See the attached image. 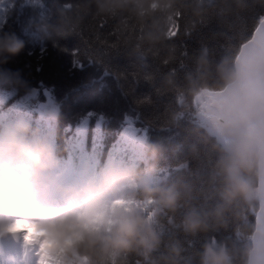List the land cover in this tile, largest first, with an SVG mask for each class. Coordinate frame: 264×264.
I'll use <instances>...</instances> for the list:
<instances>
[{
    "label": "trees",
    "instance_id": "obj_1",
    "mask_svg": "<svg viewBox=\"0 0 264 264\" xmlns=\"http://www.w3.org/2000/svg\"><path fill=\"white\" fill-rule=\"evenodd\" d=\"M263 16L264 0H133L104 11L95 0H0V34L23 41L18 54L0 57V128L27 125L52 145L54 168L70 165L84 187L115 170L129 174L127 189L143 177L176 196L170 206L138 198L158 241L147 255L134 247L105 264H202L206 244L246 263L257 159L244 174L246 194L222 199L227 153L194 98L226 84ZM190 216L199 229L185 230ZM54 244L45 241L41 261L64 264Z\"/></svg>",
    "mask_w": 264,
    "mask_h": 264
},
{
    "label": "clouds",
    "instance_id": "obj_2",
    "mask_svg": "<svg viewBox=\"0 0 264 264\" xmlns=\"http://www.w3.org/2000/svg\"><path fill=\"white\" fill-rule=\"evenodd\" d=\"M133 0H95L98 10L119 8ZM23 48V41L13 34H0V57L16 55ZM2 62V60H0ZM226 83H233L237 73L229 70L223 76ZM248 121L255 125L252 134L241 132L230 138L225 151L227 156L220 161L224 171V188L221 197L230 200L246 194L245 173L264 148V114L254 111ZM55 164V151L50 143L19 124L0 128V216L22 214L31 216L38 224L23 223L39 232L41 227L63 229L72 235L68 243L58 237L59 251L64 264H105L110 253L138 247L147 255L158 241L151 223L145 218L143 208L136 203L138 198L152 199L160 206H170L175 194L170 189L151 186L143 177H137L131 189L127 172L107 170L97 182L79 190L63 189L67 195L64 207H38L36 187L41 176ZM116 198L128 200L126 205L112 206ZM79 213L83 221L72 226L69 222ZM66 218V219H65ZM186 231L201 227V221L187 217ZM69 229L71 231L69 232ZM202 264H230L227 250L221 246L205 245Z\"/></svg>",
    "mask_w": 264,
    "mask_h": 264
},
{
    "label": "water",
    "instance_id": "obj_3",
    "mask_svg": "<svg viewBox=\"0 0 264 264\" xmlns=\"http://www.w3.org/2000/svg\"><path fill=\"white\" fill-rule=\"evenodd\" d=\"M233 70L237 73L235 82L198 94L214 113L207 132L224 151L232 136L241 132L252 134L255 125L248 121L252 112L264 114V16L250 37L240 44L233 59ZM43 112L50 117L55 116L52 108ZM256 170L254 199L257 209L245 264H264V148L258 154ZM19 238L18 231H10L1 234L0 241L5 249L12 251Z\"/></svg>",
    "mask_w": 264,
    "mask_h": 264
},
{
    "label": "rangeland",
    "instance_id": "obj_4",
    "mask_svg": "<svg viewBox=\"0 0 264 264\" xmlns=\"http://www.w3.org/2000/svg\"><path fill=\"white\" fill-rule=\"evenodd\" d=\"M201 93V92H200ZM194 102L197 106L198 112H199V118L202 121V123L206 127H210L213 122V110L209 109L205 101L202 97H198V94L194 98ZM50 106L43 105L42 108H48ZM3 117L2 114H0V121L1 118ZM65 176V173L62 175ZM57 180V179H55ZM50 184H48L49 186ZM47 186V187H48ZM47 187H44L43 184V179L41 176V179L37 183L36 187V196L40 198V200L45 199V201L48 199L46 192H47ZM38 202V200H37ZM39 205V202H38ZM64 205H60L58 208H62ZM0 227L5 226V227H14V226H20V228L23 229L22 233V246L20 251L22 252V257L20 261L22 262L21 264H33L31 261L36 260L39 258L40 253H41V247L43 245V242L48 239V238H58V237H63L65 238L66 236H71L70 234L66 233L63 229L57 231L51 227H45L43 229H40L39 232L33 231L29 229L23 222L25 220H28L30 218H26L25 215L22 214H17V215H9V216H0ZM4 219H7L6 221ZM66 219V218H65ZM34 222H38L35 219H31ZM5 221V222H4ZM9 221H12V223H8ZM16 222V223H13ZM18 223V224H17ZM73 227L80 224V214L77 213L75 216V219L69 222ZM71 229H69V232ZM36 239V244H32V241ZM3 258H0V264H6L3 262ZM35 264V263H34Z\"/></svg>",
    "mask_w": 264,
    "mask_h": 264
},
{
    "label": "bare ground",
    "instance_id": "obj_5",
    "mask_svg": "<svg viewBox=\"0 0 264 264\" xmlns=\"http://www.w3.org/2000/svg\"><path fill=\"white\" fill-rule=\"evenodd\" d=\"M1 220V219H0ZM5 221H6V219H4ZM4 221V222H5ZM16 228H18V226H14V227H5V226H1L0 227V232H5V231H7V230H10V229H16ZM21 243V242H20ZM19 243V244H20ZM20 246V245H19ZM4 253V256L6 257V255H7V257L9 258V260H10V256H14V255H11V254H8V253H6V252H3ZM16 256H17V253H16V255L14 256V259L16 258ZM17 259V258H16ZM7 263H9L10 264V261H8ZM6 263V264H7Z\"/></svg>",
    "mask_w": 264,
    "mask_h": 264
},
{
    "label": "snow or ice",
    "instance_id": "obj_6",
    "mask_svg": "<svg viewBox=\"0 0 264 264\" xmlns=\"http://www.w3.org/2000/svg\"><path fill=\"white\" fill-rule=\"evenodd\" d=\"M76 55H77V51L76 50H73V56L75 57ZM77 63H78V61L73 60V66H75ZM79 66H80V68H83V65L82 64H80ZM88 115L91 116L92 113H89Z\"/></svg>",
    "mask_w": 264,
    "mask_h": 264
}]
</instances>
